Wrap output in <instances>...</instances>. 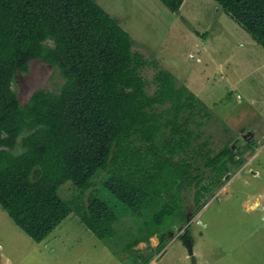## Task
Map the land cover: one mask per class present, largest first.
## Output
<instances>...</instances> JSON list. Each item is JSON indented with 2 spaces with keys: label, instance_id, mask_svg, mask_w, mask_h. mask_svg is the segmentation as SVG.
Returning <instances> with one entry per match:
<instances>
[{
  "label": "trees",
  "instance_id": "obj_1",
  "mask_svg": "<svg viewBox=\"0 0 264 264\" xmlns=\"http://www.w3.org/2000/svg\"><path fill=\"white\" fill-rule=\"evenodd\" d=\"M160 1L175 14L185 2ZM215 2L264 48V0ZM133 46L97 0H0V206L33 241L74 214L108 246L121 211L143 220L127 249L149 264L133 248L158 235L162 251L165 228L187 224L184 189L196 188L195 216L244 165L231 143L213 154L199 142L192 127L204 126L209 110L171 73L158 70L156 91L147 93L148 63ZM34 60L57 68L65 82L22 106L14 83ZM100 180L118 208L84 195ZM69 182L81 195L66 202L59 190ZM180 238L193 244L189 228Z\"/></svg>",
  "mask_w": 264,
  "mask_h": 264
},
{
  "label": "rangeland",
  "instance_id": "obj_2",
  "mask_svg": "<svg viewBox=\"0 0 264 264\" xmlns=\"http://www.w3.org/2000/svg\"><path fill=\"white\" fill-rule=\"evenodd\" d=\"M97 3L132 36L133 51L147 60L141 70L147 93L156 91L153 79L158 70L171 73L178 87L186 86L209 110L204 126L192 127L202 133L199 142L207 141L205 148L213 154L231 143L244 162L238 171L232 169L224 178L232 176L230 181L205 199L210 201L195 216L196 188L184 189L187 224L174 221L169 229H152L169 231L162 251L157 248L158 235L133 250L149 255V264H192L193 259L196 264H264V48L215 0H185L180 14L172 13L160 0ZM64 82L57 68L34 60L28 74L17 75L14 90L25 106L34 92L58 93ZM252 143L251 148L247 146ZM101 180L84 195L118 208ZM72 188L69 182L59 190L66 202L70 199L65 197L81 195ZM118 214L108 246L74 214L37 243L0 206V264H142L127 247L141 237L143 220ZM187 228L193 256L180 238Z\"/></svg>",
  "mask_w": 264,
  "mask_h": 264
},
{
  "label": "water",
  "instance_id": "obj_3",
  "mask_svg": "<svg viewBox=\"0 0 264 264\" xmlns=\"http://www.w3.org/2000/svg\"><path fill=\"white\" fill-rule=\"evenodd\" d=\"M187 245H189L188 248H189L190 256H193V246H192V244H187ZM192 264H196V261L194 259L192 260Z\"/></svg>",
  "mask_w": 264,
  "mask_h": 264
},
{
  "label": "flooded vegetation",
  "instance_id": "obj_4",
  "mask_svg": "<svg viewBox=\"0 0 264 264\" xmlns=\"http://www.w3.org/2000/svg\"><path fill=\"white\" fill-rule=\"evenodd\" d=\"M189 244H191V242L189 241Z\"/></svg>",
  "mask_w": 264,
  "mask_h": 264
}]
</instances>
